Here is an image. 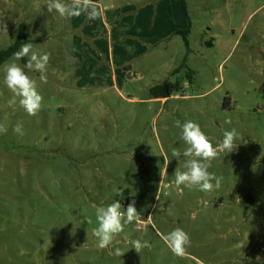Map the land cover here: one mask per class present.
<instances>
[{"label": "rangeland", "instance_id": "374dc122", "mask_svg": "<svg viewBox=\"0 0 264 264\" xmlns=\"http://www.w3.org/2000/svg\"><path fill=\"white\" fill-rule=\"evenodd\" d=\"M93 3L89 20L0 0V51L24 27V43L51 54L46 81L25 69L43 97L35 116L18 97L9 106L5 84L6 66L27 57L0 66V264H264V0ZM164 83L169 95L153 90ZM177 120L214 147L224 130L240 134L211 161L220 189L175 186L186 158L172 151L188 147ZM115 200L140 215L100 249L95 211ZM177 227L191 240L183 257L164 241Z\"/></svg>", "mask_w": 264, "mask_h": 264}, {"label": "clouds", "instance_id": "9594fccd", "mask_svg": "<svg viewBox=\"0 0 264 264\" xmlns=\"http://www.w3.org/2000/svg\"><path fill=\"white\" fill-rule=\"evenodd\" d=\"M45 5L49 12L55 10L61 17H78L83 12L87 14L89 20H94L101 15L93 0H71V4L63 3L62 0H45ZM0 29L7 31V26L0 25ZM50 56V53H39L34 50L31 43L22 44L20 49L14 53L16 61L25 57H27V61L23 67L16 62L6 66L5 84L14 94V98L8 101L9 106H14L17 103L16 97H18L19 105L28 115L35 116L40 111L43 97L38 91L36 81L27 74L25 69L39 72V79L46 81V71ZM225 123L231 124V121L226 120ZM175 126L182 129V139L188 145L183 152L176 149L172 151V158L177 160L181 156L186 158L185 170H175L174 183L177 189L182 191V185L196 188L205 193L220 189L223 177L209 171L211 161L217 158L219 152L227 155L235 151L239 146L236 141L240 139V134L235 128L224 130L222 141L218 147H214L209 137L201 130L199 124L192 120H187L183 124L177 120ZM4 131L6 129L0 125V132ZM13 131L23 135L22 123L18 122L14 126ZM125 188H128L127 184L124 188L117 190V195L123 197ZM132 195H135V193H132ZM121 209H123V206L119 200H115L107 206L96 208L95 216L98 227L93 229V235L97 238V246L100 249H105L112 245L114 238L124 231L125 226L137 220L140 215L135 207V200H132L127 205L126 211H121ZM87 222L91 223L92 221L88 219ZM164 241L173 254L180 257H183L187 248L191 246L189 234L179 227L164 236ZM130 243L131 248H134L137 253L142 248L150 247L148 241L132 240ZM114 254L122 256L124 253L119 248H116Z\"/></svg>", "mask_w": 264, "mask_h": 264}, {"label": "trees", "instance_id": "16d2710c", "mask_svg": "<svg viewBox=\"0 0 264 264\" xmlns=\"http://www.w3.org/2000/svg\"><path fill=\"white\" fill-rule=\"evenodd\" d=\"M23 32L21 31V33L18 36V40L16 41L15 44H13L12 46H10L9 48L0 51V66L2 64H4L6 61H8L12 56H14V53L16 51H18L20 49V46L24 43V41L26 40V33H25V29L24 27H22ZM189 31H178L177 34H183L186 35L188 34ZM187 42V40H186ZM171 84L169 83H164L163 85L157 86L155 87L153 90L155 91H161L162 93H166V94H170L171 90H170ZM167 96H161L159 97V95H157L156 98H166ZM139 185H143V183H141L139 181ZM148 187V186H147ZM150 189V187H148ZM152 190V189H150Z\"/></svg>", "mask_w": 264, "mask_h": 264}]
</instances>
